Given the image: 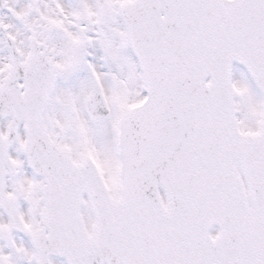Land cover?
Masks as SVG:
<instances>
[{
	"label": "snow or ice",
	"instance_id": "6c2138e0",
	"mask_svg": "<svg viewBox=\"0 0 264 264\" xmlns=\"http://www.w3.org/2000/svg\"><path fill=\"white\" fill-rule=\"evenodd\" d=\"M0 264H264V0H0Z\"/></svg>",
	"mask_w": 264,
	"mask_h": 264
}]
</instances>
